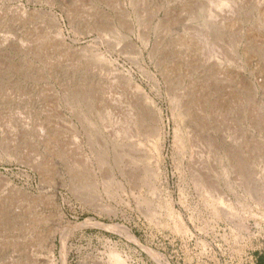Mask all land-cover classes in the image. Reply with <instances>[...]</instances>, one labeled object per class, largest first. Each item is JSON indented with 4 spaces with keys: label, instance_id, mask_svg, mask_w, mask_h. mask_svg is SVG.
<instances>
[{
    "label": "rangeland",
    "instance_id": "374dc122",
    "mask_svg": "<svg viewBox=\"0 0 264 264\" xmlns=\"http://www.w3.org/2000/svg\"><path fill=\"white\" fill-rule=\"evenodd\" d=\"M211 1L0 0V264H61L63 244L66 264H252L264 253V0H233L218 34ZM113 68L161 109L160 163L145 137L153 104ZM136 108L140 134L126 136Z\"/></svg>",
    "mask_w": 264,
    "mask_h": 264
},
{
    "label": "bare ground",
    "instance_id": "6f19581e",
    "mask_svg": "<svg viewBox=\"0 0 264 264\" xmlns=\"http://www.w3.org/2000/svg\"><path fill=\"white\" fill-rule=\"evenodd\" d=\"M211 1V0H210ZM152 2V1H151ZM137 3V2H136ZM193 3H196V2H193ZM264 3V2H263ZM131 4H133V5H135L134 4V0H131ZM141 4H143V3H141ZM196 4H198V3H196ZM258 4H260V3H258ZM112 5V4H111ZM235 4H234V1L233 0H214V1H211V2H209V5H207L205 8H203V12L204 13H206V15H208V19H212L214 22H216L215 24H214V26H213V31H212V33H219L217 30H219L221 27L220 26H218V27H216V25H217V23L220 21H222V23H223V21H224V19H223V14H224V12H222L221 13V11L224 9H226L227 10V8H228V10H231L232 8L231 7H234V8H236L235 6H234ZM254 5V4H253ZM118 6V5H117ZM146 6V5H145ZM201 6V5H200ZM242 6V5H241ZM252 6V5H251ZM113 7V6H112ZM153 7V6H152ZM130 8V7H129ZM118 10V9H117ZM237 10H239V9H237ZM251 10V9H250ZM155 11H156V9H155ZM236 11V10H235ZM171 11L170 10H167L166 11V13H167V16H169V13H170ZM226 12H228L229 13V11H226ZM238 12V11H237ZM249 12V11H248ZM178 13V12H177ZM231 13V12H230ZM235 13V12H234ZM233 13V14H234ZM143 14H145V12L143 13ZM153 14H154V11H153ZM182 13H180V15H181ZM233 14H231V15H233ZM236 14V13H235ZM235 14H234V16H235ZM247 14V13H246ZM257 14V13H256ZM130 15V14H129ZM136 15V14H135ZM176 15V14H175ZM184 15H186V14H184ZM193 16V15H192ZM203 16V15H202ZM229 16V15H228ZM227 16V17H228ZM237 16V15H236ZM180 17V16H179ZM219 17L221 18V19H219ZM226 17V16H225ZM147 18V17H146ZM236 18V17H235ZM260 18V17H259ZM73 19H75V18H73ZM93 19V18H92ZM94 19L96 20V18L94 17ZM93 19V20H94ZM101 19V18H100ZM119 19V18H118ZM138 19V18H137ZM263 19H264V17H263ZM126 20V19H125ZM181 20V19H180ZM190 20V19H189ZM100 22V21H99ZM107 22V21H106ZM112 22V21H111ZM121 22V21H120ZM127 22V21H126ZM162 22V21H161ZM101 23H103V22H101ZM100 23V24H101ZM221 23V24H222ZM98 24V23H97ZM109 24V23H108ZM113 24V23H112ZM129 24V23H128ZM137 24V23H136ZM220 24V23H219ZM121 25V24H120ZM135 25V24H134ZM149 25V24H148ZM103 25H101L100 27H102ZM118 26V25H117ZM128 26H130V25H128ZM136 26V25H135ZM150 26V25H149ZM261 26V25H260ZM115 27V26H114ZM131 27V26H130ZM137 27V26H136ZM210 28V27H209ZM216 28H217V30H216ZM110 29V28H109ZM148 29H150V28H148ZM168 29V28H167ZM95 30V29H94ZM113 30V29H112ZM176 30V29H175ZM216 30V31H215ZM122 31V30H121ZM136 31V30H135ZM157 31V30H156ZM225 31V30H224ZM114 32H116V28H115V31L113 30V33ZM205 33H206V31H204ZM59 34H60V32H58ZM117 33H118V31H117ZM116 33V34H117ZM136 33V32H135ZM212 33L210 34L212 37H213V39H217V37L215 36V35H212ZM221 33V32H220ZM225 33H226V31H225ZM58 34V35H59ZM131 34V33H130ZM210 35L208 36L207 35V37H210ZM110 36V35H109ZM113 36H114V34H113ZM116 36V35H115ZM139 36V35H138ZM141 36V35H140ZM149 36V35H148ZM158 36H159V34H158ZM161 36V35H160ZM201 36H203L202 34H201ZM143 37V36H142ZM141 37V38H142ZM204 37V36H203ZM121 38H122V36H121ZM204 38H206V36L204 37ZM242 38V37H241ZM140 39V38H139ZM162 39V38H161ZM207 39V38H206ZM108 40V39H107ZM140 40H142V39H140ZM207 40H209V39H207ZM116 41V40H115ZM118 41V40H117ZM116 41V42H117ZM165 41V40H164ZM64 42V41H63ZM62 42V43H63ZM142 42V41H141ZM158 42V41H157ZM207 42H209V41H207ZM238 42V41H237ZM117 43H119V42H117ZM151 43H153V41L151 42ZM240 43V42H239ZM238 43V44H239ZM260 43V42H259ZM159 44H161V41L159 40V42H158V45ZM241 44V43H240ZM242 44H243V42H242ZM254 44V43H253ZM264 44V43H263ZM130 46H133L134 44H129ZM149 45V44H148ZM164 45V44H163ZM163 45H162V47H163ZM213 45V44H212ZM211 45V46H212ZM129 46V47H130ZM234 46V45H233ZM258 46V45H257ZM262 46V45H261ZM128 47V48H129ZM135 46H133V48H134ZM148 47V46H147ZM149 47H151V46H149ZM213 48H214V45L212 46ZM131 48V47H130ZM153 48V47H152ZM158 47L155 45V49H157ZM206 48V47H205ZM216 48V47H215ZM219 48V47H218ZM218 48H216L217 50H218ZM261 48H263V47H261ZM151 49V48H150ZM164 49H166V48H164ZM221 49V48H220ZM219 49V50H220ZM230 49V48H229ZM264 49V48H263ZM149 50V49H148ZM206 50V49H205ZM216 50V51H217ZM135 52H136V50H134ZM142 51V50H141ZM165 51V50H164ZM163 51V52H164ZM172 51V50H171ZM213 51V50H212ZM229 51V50H228ZM144 52V51H143ZM159 52V51H158ZM162 52V51H161ZM39 53V52H38ZM153 53H155V52H153ZM172 54V53H171ZM241 54V53H240ZM140 55L141 56H143L142 55V52H140ZM153 56H155V55H153ZM162 56H163V53H162ZM150 57V56H149ZM175 57V56H174ZM214 57V56H213ZM153 58V57H152ZM155 58V57H154ZM157 58V57H156ZM159 58H161V57H159ZM141 59V58H140ZM158 59V58H157ZM211 59V58H210ZM151 60V59H150ZM163 60V59H162ZM207 61V60H206ZM206 61H205V63H206ZM135 62H136V59H135ZM142 62V61H141ZM177 62V61H176ZM156 63H157V61H156ZM167 63V62H166ZM174 63V62H173ZM234 64V63H233ZM104 65V64H103ZM159 65V64H158ZM198 65V64H197ZM146 67V66H145ZM104 69V68H103ZM114 73H115V71H119L118 73H120L121 71L119 70V69H116V68H113V70H112ZM163 71V70H162ZM176 71V70H175ZM111 72V71H110ZM181 72V71H180ZM109 73V72H108ZM114 75V74H113ZM120 75H121V77H120V79H123V80H125V82H127V83H129L130 84V88L132 87L133 89L132 90H134V89H136L138 92H139V97L141 96V98H142V100L145 102V103H151V104H153L152 106H153V120H155V122H156V124H157V126L156 127H153V129L150 131V134L149 135H145V137H146V139L149 141V142H151L152 144H153V147L155 148V151L157 152V155H158V159H159V162L158 163H160V158H161V153H162V148H163V142H164V124H163V118H162V113H161V109L160 108H158L155 104H154V100L148 95V93L141 87V86H139L138 84H134L133 82H132V80L131 79H129V77L127 76V75H125L123 72H121L120 73ZM119 75V76H120ZM178 77H179V75H178ZM115 78H117V76L115 77ZM175 78V77H174ZM181 78V77H180ZM184 78V77H183ZM110 79V78H109ZM166 80V83H167V85L170 87V89H174L175 91H176V85H178L177 84V81L176 80H174L173 79V77H171L170 75H166V74H164V78H163V80ZM178 79V78H177ZM181 80V79H180ZM109 81V80H108ZM110 82V81H109ZM113 83V82H112ZM88 84V83H87ZM94 85H95V83H94ZM100 85L101 86H103L105 89H107L106 87H107V84L104 86V82L103 83H100ZM109 85V84H108ZM112 85V84H111ZM211 86V85H210ZM109 87V86H108ZM129 87V86H128ZM167 87V86H166ZM235 87V86H234ZM79 88V87H78ZM97 87H95V89H96ZM102 88V87H101ZM112 88V87H111ZM129 88V89H130ZM189 88V87H188ZM215 88V87H214ZM80 89V88H79ZM92 89V88H91ZM94 89V88H93ZM93 89H92V91H93ZM98 89V88H97ZM105 89H104V92H105ZM212 89H213V87H212ZM82 91H83V89H81ZM85 90H86V88H85ZM89 90V89H88ZM109 90H111V89H108V90H106V91H109ZM135 90V91H136ZM205 90V89H204ZM211 89H209V91H210ZM77 91H79V90H77ZM76 91V92H77ZM90 91V90H89ZM89 91H87V92H89ZM102 91V90H101ZM100 91V92H101ZM112 91V90H111ZM136 91V92H137ZM180 90H178V92H179ZM186 91V90H185ZM206 91V90H205ZM240 91V90H239ZM80 92V91H79ZM103 92V91H102ZM198 92V91H197ZM216 92V91H215ZM214 92V93H215ZM219 92V91H218ZM250 92V91H249ZM81 93H83V92H81ZM81 93H80V95H81ZM98 93V92H97ZM185 93V92H184ZM212 93V92H211ZM225 93V92H224ZM68 94V93H67ZM79 94V93H78ZM106 94V92L104 93V95ZM109 94H110V92H109ZM176 94V93H175ZM197 94V93H196ZM201 94L202 95H200L201 97H200V101L201 102H204L205 101V103H206V100H205V95H204V93H202L201 92ZM205 94H207L206 92H205ZM238 94H240V93H238ZM76 95V94H75ZM86 95V97H88L87 96V94H85ZM212 95V94H211ZM71 96V95H70ZM82 96V95H81ZM91 96H94L93 94L91 95L90 94V97ZM85 97V96H84ZM83 97V98H84ZM86 97H85V99H86ZM95 97V96H94ZM215 97V96H214ZM74 98V97H73ZM75 98H77V97H75ZM103 98H105V97H103ZM102 98V99H103ZM85 99H83L84 101H85ZM88 99V98H87ZM109 99V98H108ZM183 99V98H182ZM217 99V98H216ZM211 100V99H210ZM104 101V100H103ZM140 101V100H139ZM237 101V100H236ZM88 103V102H87ZM140 103V102H139ZM199 103V102H198ZM209 103V102H208ZM211 103V102H210ZM241 103H242V101H241ZM89 104H91V103H89ZM96 104V103H95ZM212 104V103H211ZM239 104H240V102H239ZM85 105V104H84ZM101 105V104H100ZM140 105V104H139ZM186 105V104H185ZM214 105V104H213ZM88 106V105H87ZM87 106H85V108L87 107ZM181 106V105H180ZM92 107V106H91ZM105 107H107V104H106V106ZM109 107V106H108ZM191 107V106H190ZM203 107H204V104H202V107H200V109H203ZM93 108V107H92ZM102 108V107H101ZM110 108V107H109ZM185 108V107H184ZM208 108H209V106H208ZM217 108V107H216ZM91 110V108L90 107H88V109L87 110ZM96 109V108H95ZM108 108H106V110H107ZM109 110V109H108ZM186 110H187V108H186ZM94 111V110H93ZM92 111V112H93ZM99 111H101L100 109H99ZM136 111L137 112H134L133 113V111H132V114H131V116H129V114H128V116L130 117L129 119H127V121L129 120V122L128 123H126V122H121L122 124H128L129 126V129H131V130H129L126 126H125V129L124 130H120V133L122 132L123 134H127V135H129V133L128 132H133V134L135 133L137 136H139V131L137 130V125L140 123V122H142L143 121V119H145V118H143V111L144 110H138V108H136ZM184 111V110H183ZM207 111H209V110H207ZM218 111V110H217ZM262 122H263V124H264V109H262ZM90 112V111H89ZM102 112V111H101ZM105 112V111H104ZM194 112V111H193ZM107 113H111V112H106V114ZM112 113H113V111H112ZM111 113V114H112ZM131 113V112H130ZM147 113V112H146ZM111 114H109L108 116H110ZM148 114V113H147ZM187 114V113H186ZM190 114L191 113H189V116H190ZM216 114V113H215ZM259 114H261V113H259ZM113 115V114H112ZM120 115V114H119ZM123 115V114H122ZM198 115V117L200 118V119H198V121H202V116L198 113L197 114ZM219 115V114H218ZM102 116V115H101ZM107 116V115H106ZM105 116V117H106ZM121 116V115H120ZM128 116L126 117V118H128ZM187 116V115H186ZM206 116V115H205ZM111 117V116H110ZM122 117V116H121ZM195 117V116H194ZM103 118V117H102ZM108 119H110L109 117H107ZM118 118V117H117ZM204 118H206V117H204ZM259 118V117H258ZM260 118V119H261ZM104 119V118H103ZM107 119V120H108ZM112 119V118H111ZM115 119H116V117H115ZM197 119V118H196ZM86 120V119H85ZM112 120H114V117H113V119ZM123 120V119H122ZM126 120V119H125ZM182 120H183V118H182ZM121 121V120H120ZM119 121V122H120ZM191 121V120H190ZM190 121H187V122H189L190 123ZM104 122V121H103ZM109 122H111V121H109ZM114 122V121H113ZM116 123L118 122V121H115ZM118 122V123H119ZM186 122V121H185ZM194 122V121H193ZM10 123H12V122H10ZM115 123V124H116ZM198 123V122H197ZM202 123H203V121H202ZM112 124V123H111ZM114 124V123H113ZM142 124V123H141ZM143 124H144V122H143ZM140 125V124H139ZM201 125V124H200ZM203 125V124H202ZM10 126V125H9ZM121 126H123V125H121ZM141 126H143V125H141ZM264 126V125H263ZM204 127V126H203ZM124 128V127H123ZM140 128H142V127H140ZM148 128V127H147ZM206 128V127H205ZM145 129V128H144ZM207 129V128H206ZM149 130V129H148ZM145 131V130H144ZM190 132V131H189ZM208 132V131H207ZM115 133V132H114ZM143 133V132H142ZM148 133V132H147ZM146 133V134H147ZM223 133V132H222ZM11 134V133H10ZM132 134V135H133ZM179 134H181V133H179ZM179 134H177V136H176V144L178 145L177 147H178V149H180V150H184V142H185V138H183V137H181ZM189 134V133H188ZM121 136H122V134H120ZM126 135V136H127ZM190 135V134H189ZM205 135V134H204ZM209 135V134H208ZM118 136H119V134H118ZM120 136V137H121ZM131 136V135H130ZM134 136V135H133ZM129 137V136H128ZM132 137V136H131ZM135 137V136H134ZM225 137V136H224ZM224 139V138H223ZM190 140V139H189ZM17 141V140H16ZM209 141V140H208ZM211 141V140H210ZM209 141V142H210ZM7 142V141H6ZM208 142V143H209ZM194 143V142H193ZM224 143V142H223ZM12 144V143H11ZM213 144V143H212ZM218 144V143H217ZM53 145V144H52ZM121 145V144H120ZM216 145V144H215ZM224 145V144H223ZM214 146V145H213ZM225 146V145H224ZM180 147V148H179ZM211 147V146H210ZM216 147H218V146H216ZM262 147H264V146H262ZM262 147H261V149H262ZM55 148V147H54ZM211 149V148H210ZM214 149H216V148H214ZM218 149H219V151H222L223 150V156H222V154L220 155V159H223V162H224V167L223 168H229L230 167V160H228V158H231V154H229V152H228V148H226V146L225 147H218ZM217 149V150H218ZM217 150L215 151V152H217ZM118 151V150H117ZM105 152V151H104ZM155 152V153H156ZM181 152V151H180ZM214 152V153H215ZM182 153V152H181ZM185 153V152H184ZM32 154V153H31ZM102 154V153H101ZM104 154V153H103ZM102 154V155H103ZM99 156H100V154H98ZM105 155H107V154H105ZM230 155V156H229ZM236 155V154H235ZM262 156H263V168H264V151H263V153L261 154ZM181 156H185V155H182L181 154ZM237 156V155H236ZM240 156V155H239ZM40 157V156H39ZM216 157V156H215ZM122 158H124V157H122ZM99 159V161L98 162H100L101 164H105V162H107L106 160H105V158L104 157H101L100 156V158H98ZM34 160V159H33ZM46 160V159H45ZM86 160V159H85ZM84 160V161H85ZM108 160V159H107ZM233 160V159H232ZM236 160H238V159H236ZM90 161V160H89ZM83 162V161H82ZM121 162V161H120ZM221 162V161H220ZM222 162V163H223ZM237 162V161H236ZM108 163V162H107ZM40 164V163H39ZM91 164V163H90ZM116 164H117V162H116ZM221 163H219V165H220ZM234 164H236V163H234ZM238 164V163H237ZM118 166H119V164H117ZM34 166V165H33ZM223 166V165H222ZM233 166V165H232ZM231 166V167H232ZM84 167V166H83ZM120 167V166H119ZM118 167V168H119ZM121 167H122V165H121ZM120 167V168H121ZM221 167V166H220ZM235 167V166H234ZM237 167H238V165H237ZM92 168V167H91ZM123 168V167H122ZM206 168V167H205ZM208 168V167H207ZM39 169V168H38ZM48 173V172H47ZM153 175V174H152ZM94 176V175H93ZM112 177H114L113 175H112ZM115 178V177H114ZM111 179V178H110ZM112 180V179H111ZM213 181V180H212ZM111 182V181H110ZM199 184V186L202 188V189H204V188H207V186L206 187H204L205 186V184H203V183H198ZM214 184V183H213ZM154 186V185H153ZM94 187V186H93ZM121 187V186H120ZM215 187V186H214ZM122 188V187H121ZM156 189V188H155ZM204 190H206V189H204ZM211 190V189H210ZM207 192V194H209L210 192L209 191H206ZM211 194V193H210ZM27 196V195H26ZM212 196V195H211ZM28 197V196H27ZM6 200V199H5ZM33 201V200H32ZM224 201V200H223ZM1 203V202H0ZM23 203V202H22ZM34 203V202H33ZM145 203V202H144ZM31 204V203H30ZM57 205V204H56ZM149 205V204H148ZM26 206V205H25ZM29 206V205H28ZM26 208V207H25ZM61 208V207H60ZM227 209H228V211H230L231 210V207H226ZM32 209V208H31ZM34 209V208H33ZM6 211L7 210V208L5 207V208H3L2 207V205H0V212L2 213L3 211ZM156 211V210H155ZM154 211V213H156ZM25 212V211H24ZM32 213V212H31ZM59 213V212H58ZM57 213V214H58ZM8 214V213H7ZM6 214V215H7ZM11 214V213H10ZM59 215V214H58ZM63 215L64 214H62V213H60V216L59 217H63ZM32 217V216H31ZM9 218V217H8ZM0 219H2V218H0ZM97 222V221H96ZM62 238H64V237H62ZM53 238H51V240H52ZM52 242V241H51ZM63 242V241H62ZM53 244L54 243H52L51 244V246H50V248H48L49 249V255H50V258L52 259V261H53V259H54V257H55V253H54V246H53ZM63 244V243H62ZM67 248V247H66ZM13 249V248H12ZM62 251H61V257H62V261H61V264H66L67 263V261L65 260V259H67L66 258V256H65V248H64V244H63V246H62ZM15 254V253H14ZM30 257V256H29ZM49 258V257H48ZM29 260V259H28ZM56 260V259H55ZM113 260H114V262H115V264H121L122 262L118 259V256L116 255V254H113ZM10 261V260H9ZM65 261H66V263H65ZM14 262H16V260L14 261ZM26 262V261H25ZM33 262V261H32ZM31 262V263H32ZM27 263V262H26ZM7 264H8V262H7ZM10 264V263H9ZM13 264V263H12ZM14 264H16V263H14ZM18 264H20V263H18ZM33 264V263H32ZM54 264H56L55 262H54Z\"/></svg>",
    "mask_w": 264,
    "mask_h": 264
},
{
    "label": "crops",
    "instance_id": "0c3cea01",
    "mask_svg": "<svg viewBox=\"0 0 264 264\" xmlns=\"http://www.w3.org/2000/svg\"><path fill=\"white\" fill-rule=\"evenodd\" d=\"M252 264H264V253L257 254Z\"/></svg>",
    "mask_w": 264,
    "mask_h": 264
}]
</instances>
